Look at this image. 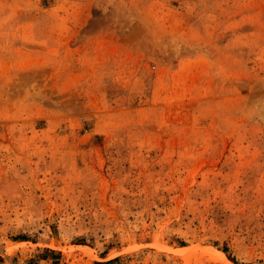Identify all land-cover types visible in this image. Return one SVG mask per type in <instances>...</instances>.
<instances>
[{
  "label": "rangeland",
  "instance_id": "obj_1",
  "mask_svg": "<svg viewBox=\"0 0 264 264\" xmlns=\"http://www.w3.org/2000/svg\"><path fill=\"white\" fill-rule=\"evenodd\" d=\"M264 264V0H0V264Z\"/></svg>",
  "mask_w": 264,
  "mask_h": 264
},
{
  "label": "trees",
  "instance_id": "obj_2",
  "mask_svg": "<svg viewBox=\"0 0 264 264\" xmlns=\"http://www.w3.org/2000/svg\"><path fill=\"white\" fill-rule=\"evenodd\" d=\"M116 261H117V259L112 260V261H110V262H107L106 264H111V263L116 262ZM98 264H100V263H98Z\"/></svg>",
  "mask_w": 264,
  "mask_h": 264
}]
</instances>
